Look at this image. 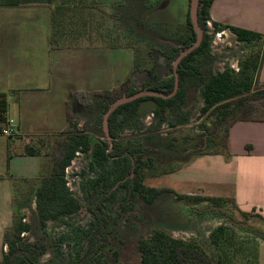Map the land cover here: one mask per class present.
Masks as SVG:
<instances>
[{"label":"rangeland","instance_id":"1","mask_svg":"<svg viewBox=\"0 0 264 264\" xmlns=\"http://www.w3.org/2000/svg\"><path fill=\"white\" fill-rule=\"evenodd\" d=\"M64 1H68L72 8L83 6L82 8L90 12V17L86 14L87 20H82L77 17L79 14L69 13L70 18L68 16L66 20L59 21L61 18L59 16L58 21L62 25L56 28V32H59L60 36L63 34L69 37L89 36L92 42L104 40L101 46L113 48L112 45H124L134 48L140 69L130 77L128 92L146 90L158 81L167 80L172 76L171 68L183 51L184 41L191 35L187 25L191 0ZM212 22H210L212 28L208 23L201 24L203 36L206 34L210 37V52L208 56L197 59V66L205 76L223 71L227 67L239 71L240 63L261 46L239 43L229 30L218 33ZM119 52L111 51L107 59L112 68L123 69V73H126L127 70L124 68L128 63V57L122 56L121 54L124 53ZM150 70H153L152 74ZM120 73V70H115L109 75L119 78L122 74ZM111 83L115 82L111 81ZM202 106V99L196 100L187 109L177 105L170 111L168 122H162L156 116L151 121H147L155 105L152 102L146 103L137 117L125 122L120 140L124 145L142 144L147 149L145 159L153 157L161 166L184 164L187 157L182 158L179 151L191 148L196 141L192 138L202 133L200 129L204 119L200 116ZM105 114L103 107L95 105L92 109L78 111L75 122L80 131L91 135L93 141L108 140L104 124L101 126L100 122L101 116L104 118ZM54 119L56 122L53 126L42 127L41 130L58 132L66 125L63 104L59 103L56 106ZM149 123H152L150 127ZM5 125L0 123V133ZM49 141L50 135L10 138L0 134V261L3 251H7V247L4 248L5 231L15 224L12 204L15 185L26 179L37 178L41 174L43 158L27 154V148L29 146L42 148L44 153ZM91 162L89 157L78 153L66 172L73 195L83 205L87 204V191L91 187V182L103 175L101 169L96 171L91 169ZM171 174L157 171L155 175H150L145 183L151 187H173L178 192L189 187L188 182L184 183L182 179ZM191 184L193 182L190 181ZM123 196L124 192L119 191L115 204L108 206L113 214L119 210ZM214 208L208 203L189 206L185 201H180L170 194L161 196L153 204L134 198L129 204L128 214L120 220L114 236L103 248L102 257L110 264H141L138 240L149 236L154 230L165 229L177 238L198 240L218 259L220 251L213 247L210 234L218 226L226 224L231 226L235 233L232 238L233 250L237 253L235 264H253L260 239L251 228L261 229L258 214L251 212L250 217L245 218L231 202L222 208L218 207V215L213 213ZM17 212L34 227V233L43 237L49 244L46 254L40 259L41 263L54 261L57 264H74L77 253L83 248L84 235L92 220L90 215L84 213L82 216L63 217L48 222L46 227L41 229L34 203L31 206L26 205ZM25 240L33 243L36 237L32 233H27Z\"/></svg>","mask_w":264,"mask_h":264},{"label":"trees","instance_id":"2","mask_svg":"<svg viewBox=\"0 0 264 264\" xmlns=\"http://www.w3.org/2000/svg\"><path fill=\"white\" fill-rule=\"evenodd\" d=\"M53 0H0V6H22L30 3L51 4ZM214 0H200L198 9L199 24L211 22L210 8ZM68 1H61L56 9L54 25L59 28L64 21L62 12L70 8ZM79 6V5H78ZM83 6H80L82 8ZM77 6L74 8L76 9ZM76 15V14H75ZM61 17L58 21V17ZM218 33L225 30L232 32L239 43L245 45H260L259 50L252 51L240 63L239 71L230 67L217 73L205 76L196 61L199 57L208 56L210 52V37L203 36L201 45L186 56L177 68L179 88L170 98L146 96L117 108L108 120V140L93 141L91 135L80 131L75 122L78 111L92 109L95 105L103 107L106 113L110 105L128 92L129 78L121 86L103 91L72 92V101L66 103L67 127L60 134L50 135L46 150L42 148H27V154L43 158L41 174L34 179H26L15 185V195L12 200L14 207V226L7 229L4 235L3 256L0 264H57L54 261L41 263L40 259L49 248L48 242L34 233V227L25 221L24 216L18 215L17 210L26 205L35 204L39 224L45 228L50 221L63 217H73L86 213L92 217L89 228L85 232L82 250L77 253L74 264H110L102 257V251L107 241L114 236L120 220L129 212V204L138 198L147 204L155 203L163 195H174L178 200L185 201L189 206L208 203L214 206L213 213L218 215L217 208L234 199L211 196L184 195L170 187H151L145 181L158 171L170 174L179 171L183 164L164 167L153 157L145 159L147 149L140 143L124 145L120 133L125 122L137 117L142 106L152 102L155 107L151 112L153 117L162 122H168L170 111L177 105L184 109L190 108L196 100L202 99L203 106L200 116L204 117L200 126L201 134L194 136L193 146L179 151L185 160L194 155H227L230 129L238 122L264 121V85L258 82L261 65L264 61V34L253 32L230 25L212 22ZM187 25L191 35L184 41L183 51L192 46L197 39L193 29L190 12L187 14ZM55 28V29H56ZM59 34V32H56ZM62 33V32H61ZM64 35V34H63ZM136 54V52H135ZM140 69L137 56L135 57L134 73ZM172 76L146 88V90L171 95L175 89L174 68ZM153 73V70H150ZM8 101L5 94L0 93V123H7ZM103 116L100 118L103 126ZM151 119V120H152ZM149 127L152 123L148 124ZM78 153L89 157L91 169H101L103 175L93 180L87 191V204L76 198L67 181L66 172ZM178 153V152H176ZM178 154V155H179ZM185 161V162H186ZM119 191L124 192L119 210L113 214L109 205L115 204ZM245 217L249 213L240 212ZM251 231L258 239L264 240L263 229ZM32 233L36 240H25V234ZM233 228L226 224L218 226L211 234V243L220 253L218 259L204 245L195 239H183L173 236L165 229L154 230L149 236L138 240V251L141 264H235L236 250L232 238ZM258 245V243H257ZM257 263V249L255 261Z\"/></svg>","mask_w":264,"mask_h":264},{"label":"crops","instance_id":"3","mask_svg":"<svg viewBox=\"0 0 264 264\" xmlns=\"http://www.w3.org/2000/svg\"><path fill=\"white\" fill-rule=\"evenodd\" d=\"M59 6L60 0L0 6V93L7 96V120H13L19 130L14 138L62 133L67 127L66 103L72 101V92L110 90L136 74L134 48H112L101 46L105 42L102 39L92 42L89 36L57 34L54 15ZM86 11L79 5L65 12L87 20L90 12ZM62 13L66 20L69 15ZM210 15L219 24L264 34V0H214ZM112 49L128 57L126 73L108 62ZM115 70H120L122 77L109 75ZM258 82L264 85V61ZM59 103L65 108L66 125L58 132L42 131V127L50 128L56 122L54 111ZM228 148L227 155L190 157L171 174L189 184L177 192L234 199L238 212L258 214L264 230V121L236 123L230 129ZM256 264H264L261 239Z\"/></svg>","mask_w":264,"mask_h":264},{"label":"water","instance_id":"4","mask_svg":"<svg viewBox=\"0 0 264 264\" xmlns=\"http://www.w3.org/2000/svg\"><path fill=\"white\" fill-rule=\"evenodd\" d=\"M199 1L200 0H191V4H190V17H191L193 29H194L196 36H197L196 42L192 46H190L189 48L182 51L181 54L179 55V57L176 59V61L173 64L174 74H175L174 92L171 95L166 96V95L156 93V92H152L149 90H143V91L135 93L134 95H130V96L124 95L121 98L115 100L110 105V107H109L108 111L106 112L104 119H103V124H104V128H105L106 136H108V120H109V117L120 106L127 104V103H130V102H133L139 98L146 97V96H157V97H162V98H170L177 93L178 88H179V78H178L177 68H178L180 62L186 56H188L190 53H192L195 49H197L203 41V32H202V29H201V26H200L199 20H198Z\"/></svg>","mask_w":264,"mask_h":264},{"label":"built area","instance_id":"5","mask_svg":"<svg viewBox=\"0 0 264 264\" xmlns=\"http://www.w3.org/2000/svg\"><path fill=\"white\" fill-rule=\"evenodd\" d=\"M208 24H210V28H212L211 23L208 22ZM218 35H220V34H218ZM151 119H152V116L147 117V121H151ZM5 126L6 127L0 133L1 135L6 136V137H10V138H14V137L19 135V130L15 126V122L13 120H7V123Z\"/></svg>","mask_w":264,"mask_h":264}]
</instances>
